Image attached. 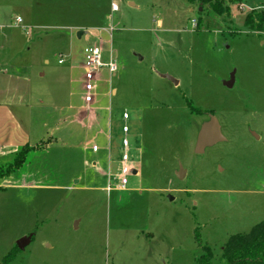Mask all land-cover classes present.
Listing matches in <instances>:
<instances>
[{
    "label": "rangeland",
    "instance_id": "obj_1",
    "mask_svg": "<svg viewBox=\"0 0 264 264\" xmlns=\"http://www.w3.org/2000/svg\"><path fill=\"white\" fill-rule=\"evenodd\" d=\"M262 8L234 4L232 23L205 14L198 29L188 0H0L10 38L0 63L31 77L33 132L53 143L0 180V264H197L202 245L218 256L264 221V34L243 25ZM89 45L105 60L112 50L119 70L101 72L82 130L73 107L85 106L84 70L72 66ZM125 110L137 174L121 191ZM213 120L223 139L198 153Z\"/></svg>",
    "mask_w": 264,
    "mask_h": 264
},
{
    "label": "crops",
    "instance_id": "obj_2",
    "mask_svg": "<svg viewBox=\"0 0 264 264\" xmlns=\"http://www.w3.org/2000/svg\"><path fill=\"white\" fill-rule=\"evenodd\" d=\"M16 23V25H21L23 19L21 23H18L16 19ZM18 27L25 28L24 26ZM4 29L5 26L0 24V51L6 47L5 40L10 41L9 35L5 33ZM82 35L83 32H80L79 36L81 37ZM72 68L82 69L81 62L79 65L77 63L73 64ZM112 91H116V89ZM91 106L85 103V106L81 108L76 109L73 107L75 110L73 120L82 130H89L93 126L94 120L92 119L90 110L88 111V108H91ZM32 107L33 93L31 77L23 69L12 68L10 61L4 65L0 63V157L7 158L9 154L20 150L25 145L34 146L44 140L41 139L43 135H35L33 132L37 119L32 114ZM68 118L64 119V122ZM101 118L103 120L102 113ZM50 146H53L52 142L48 144V147ZM100 150L99 146V150L96 153ZM108 150V162L111 164L114 159L110 152L112 145H108ZM114 161L117 162V158ZM101 171L104 170L98 168V174L101 175Z\"/></svg>",
    "mask_w": 264,
    "mask_h": 264
},
{
    "label": "trees",
    "instance_id": "obj_3",
    "mask_svg": "<svg viewBox=\"0 0 264 264\" xmlns=\"http://www.w3.org/2000/svg\"><path fill=\"white\" fill-rule=\"evenodd\" d=\"M199 6L198 29H202L205 14L217 16L225 23H232V5L248 0H188ZM244 27L252 33L264 34V8L252 10L244 18ZM48 147L46 141L34 146L25 145L16 154L13 163L0 169V180L9 179L27 163L31 154ZM197 264H264V221L257 223L245 234L231 235L221 248L218 256L209 244L202 245ZM5 257V261L12 258Z\"/></svg>",
    "mask_w": 264,
    "mask_h": 264
},
{
    "label": "built area",
    "instance_id": "obj_4",
    "mask_svg": "<svg viewBox=\"0 0 264 264\" xmlns=\"http://www.w3.org/2000/svg\"><path fill=\"white\" fill-rule=\"evenodd\" d=\"M113 9L116 10L117 6L114 4ZM17 22L21 23L22 19L17 18ZM65 62L64 58L59 60V63L62 64ZM82 68L84 70L83 75V89H84V101L88 106H91L95 98V83L100 80V75L103 69H107L110 74L116 73L119 70V64L114 58V54L111 50V56L109 60L104 58V49L101 45H89L86 46L82 51ZM121 127L120 133L122 136L121 139V154H120V167H119V182L116 185L117 190H127L130 183V176L132 174H137V170L131 164V156L129 154L130 141L128 139V134L130 132L129 120L130 113L125 110L122 113L121 118ZM93 151L97 152L99 150L98 145H93ZM112 190L111 185L108 188V191Z\"/></svg>",
    "mask_w": 264,
    "mask_h": 264
},
{
    "label": "water",
    "instance_id": "obj_5",
    "mask_svg": "<svg viewBox=\"0 0 264 264\" xmlns=\"http://www.w3.org/2000/svg\"><path fill=\"white\" fill-rule=\"evenodd\" d=\"M163 77L169 79L170 81L174 82L175 84H178L179 82L173 78L170 75L164 74ZM227 84L230 86L232 84V82H227ZM254 135H256L257 137H259L255 132H253ZM222 135L219 131V127L218 124L215 120L211 121L210 123H207L205 125H203V127L201 128L199 134H198V138H197V147H196V151L198 153H203L205 151L206 148L215 145L216 143L222 141ZM184 174V170L182 165H180V171L178 173V176L180 178L183 177ZM32 235L27 236L22 238L19 241V245H24L25 243H30L32 240ZM26 246V245H25Z\"/></svg>",
    "mask_w": 264,
    "mask_h": 264
}]
</instances>
